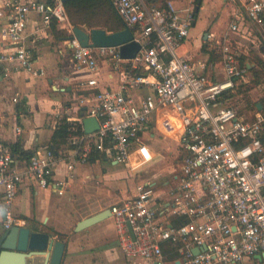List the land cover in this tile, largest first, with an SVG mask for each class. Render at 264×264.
<instances>
[{
  "label": "built area",
  "instance_id": "1",
  "mask_svg": "<svg viewBox=\"0 0 264 264\" xmlns=\"http://www.w3.org/2000/svg\"><path fill=\"white\" fill-rule=\"evenodd\" d=\"M188 1L186 8L177 9L172 0L164 7L146 0H112L141 44L135 58L125 59L119 47L83 46L62 0H2L0 25L6 42L0 63L10 67L0 82L10 70L45 74L28 42L49 32L55 22L68 34L61 46L63 58L67 55L73 70L85 74L78 84L98 89L81 119L83 132L70 134L72 149L66 155L51 147L38 149L27 170L20 171L13 165L14 153L0 148V188L7 203L27 178L62 193L72 180L70 173L55 176L64 160L72 172L77 163L103 153L137 175L158 158L144 138L157 130L176 143L179 155L163 203L156 182L143 179L131 197L110 207L124 256L168 264L166 244L178 255L175 264H243L264 255V113L257 110L245 117L218 103L251 75L250 64L242 61L243 43L235 37L254 45L264 42V0H244L232 13L228 30L233 36L228 33L217 41L225 75L220 81L206 73L216 65L180 53L196 22L197 0ZM102 61L117 75V86H101ZM142 89L148 92L135 94ZM85 117H97L100 128L86 133ZM16 222L8 213L6 228Z\"/></svg>",
  "mask_w": 264,
  "mask_h": 264
},
{
  "label": "crops",
  "instance_id": "2",
  "mask_svg": "<svg viewBox=\"0 0 264 264\" xmlns=\"http://www.w3.org/2000/svg\"><path fill=\"white\" fill-rule=\"evenodd\" d=\"M172 1L177 9H184L189 3L188 0ZM243 1L202 0L197 11V0L196 22L190 36L181 45L180 53L194 61L200 60L207 62V65L220 66L221 61L215 57L216 49L209 43L210 40L213 41L210 31L219 32L221 29L217 24L219 18L222 15L225 16L224 24L228 18L230 21L232 13L241 7ZM1 3L2 0L0 5ZM212 10L216 11L211 14ZM216 16L218 18L213 22ZM211 23L213 25L208 29ZM56 27L64 30L57 25ZM1 29L2 25H0V55L5 50L6 42L2 37ZM226 31L225 36L229 31L228 26ZM63 40L64 38L55 36L51 27L49 32L40 35L35 42H28L34 62L45 70L43 76L34 77L28 72L10 70L9 76H4L0 82V148L13 152V145H20V150L13 152V165L17 170H27L30 158L36 150L44 147L54 149L51 139L61 119L67 121V118H72L73 121L70 123L74 126L77 124L82 126L81 119L94 102L93 97L98 91V89L81 87L78 84L85 74L73 70L67 55L63 58L61 54ZM260 46L264 48V42L260 43ZM219 53L221 54V47ZM249 64L251 66V63ZM7 66L10 67V64L0 63L1 74H5ZM101 66V86H117L119 79L108 63L102 61ZM217 69L208 67L206 73L211 77L210 73L215 74ZM147 92V89H142L135 94L143 96ZM144 138L156 155L159 149L156 144L157 139L164 140L169 146H173L179 155L176 143L170 138L161 137L157 130L152 136L148 133L144 134ZM71 149L69 140L60 149L54 150L66 155ZM21 151L30 153V156ZM113 167L117 168L113 169ZM146 168L134 175L129 167L118 164L103 153H97L90 157L89 162L77 163L72 172L68 170L65 160L60 164L56 177L62 178L68 173L72 174L71 182L60 194L50 188L39 187L34 179L27 178L13 201L7 203L3 190L0 188V236L7 229L6 216L11 213L17 220L14 225H26L34 231L48 232L55 239H60L59 234H63L65 237L63 241L67 246L62 264H154L144 259H129L124 256L119 247L118 234L111 217L82 231H76L77 223L82 219L131 197L135 193L136 186H131L130 181L133 177L135 179L138 177L137 182L143 179L155 181L157 194L163 198L159 201L163 203L167 199V183L175 166L162 185L159 177H143ZM129 175L132 177L130 178ZM121 176H129L128 181L121 180L119 178ZM121 183H124V186H121ZM77 200L86 203L82 207L92 202L87 214H84L85 208L79 207ZM108 201L113 203L107 206ZM164 249L168 264H175V259L178 257L175 249L169 244H166ZM35 259L38 264H42L44 258L36 257ZM243 264H264V261L255 257Z\"/></svg>",
  "mask_w": 264,
  "mask_h": 264
},
{
  "label": "water",
  "instance_id": "3",
  "mask_svg": "<svg viewBox=\"0 0 264 264\" xmlns=\"http://www.w3.org/2000/svg\"><path fill=\"white\" fill-rule=\"evenodd\" d=\"M64 3L69 0H62ZM202 0H198L196 10H199ZM74 33L81 44L86 47H119L120 55L125 59L135 58L141 49L140 42L130 27L121 31L109 32L105 28H92L90 30L75 26ZM258 107L262 109L259 103ZM84 130L91 133L100 128L97 117L83 119ZM112 215L107 208L94 215L88 216L77 223L76 231L87 229ZM66 242L55 239L50 233L34 231L26 225H13L0 236V264H38L36 257H42V264H62ZM206 248V247H204ZM200 248H194L198 253ZM264 261V255L256 256Z\"/></svg>",
  "mask_w": 264,
  "mask_h": 264
},
{
  "label": "rangeland",
  "instance_id": "4",
  "mask_svg": "<svg viewBox=\"0 0 264 264\" xmlns=\"http://www.w3.org/2000/svg\"><path fill=\"white\" fill-rule=\"evenodd\" d=\"M214 12L212 10L211 14H213ZM208 18L210 19V16H208ZM217 18L218 16L214 18L213 22ZM224 19H225V16L222 15L219 18V22L217 23L218 27L221 28L219 32L216 33V32L210 31V33L212 34L211 38L213 39V41L210 40L209 42L208 40L210 45L215 47L216 49L215 57L217 60H220V61L222 60V55L219 53L220 44H218L217 41L221 40L222 42L225 39L224 33L227 32L226 29L229 23L228 22L229 18L227 19V21L225 20V24L223 23ZM212 25L213 24L211 23L208 29H210ZM84 29L90 30V28H87V27H85ZM230 36H233L232 33H229V37ZM235 38L240 40L243 43L242 49L245 52L243 56V61L251 63L252 72H251V75L246 78V82L238 81V85L242 83L243 85L236 88V90L234 91V95L230 97L228 101H226L225 104L235 107L239 111V113L244 115L245 117H252L253 113H255L257 110L259 111L262 110L258 107L259 103L263 107L262 100L264 99V48L260 46V43L257 42L256 45H254L252 40L243 38L239 35L238 36L236 35ZM255 71H257V74H255ZM210 75L213 81H220L225 78L221 65L218 66V69L215 71V74L210 73ZM156 144L159 148L158 153H157L158 155L157 162H155L151 167L146 168L145 172L143 173V177H147V178L148 177H159L161 178L160 183L162 185L163 181L167 179L171 170L176 165L174 158H175V155H177V153H176V149L171 145L169 146L168 143L164 140L157 139ZM116 168L117 167H113V169H116ZM129 176L130 178L132 177L131 175ZM129 176L128 177L121 176L119 178L121 180L128 181ZM137 180H138V177L136 179L134 177L131 178V181H130L131 186L134 187L137 183ZM121 184H122L121 186H124V183H121ZM77 203L79 204V207H81L82 209L85 208L84 214H87L88 211H90L89 210L90 204L92 202H89L88 205H86L85 207H82L84 206V204H86L85 202H79L77 200ZM111 203H113V201H108L106 205L108 206Z\"/></svg>",
  "mask_w": 264,
  "mask_h": 264
},
{
  "label": "trees",
  "instance_id": "5",
  "mask_svg": "<svg viewBox=\"0 0 264 264\" xmlns=\"http://www.w3.org/2000/svg\"><path fill=\"white\" fill-rule=\"evenodd\" d=\"M149 4L157 5L158 7H164L166 0H146ZM66 10L68 12L71 23L74 26L82 28H105L109 32H116L124 30L129 27L128 24L122 19L113 5L112 0H69L65 3ZM53 32L57 38H65L68 36L65 30L57 29L56 23L53 22ZM135 33L134 28H131ZM0 69V75H1ZM252 72V68H251ZM257 74V71H255ZM240 84L238 85L241 86ZM234 95V92H225L218 100V103L226 105V101ZM263 107L262 112L264 113V99L262 100ZM75 127V129H74ZM83 129L81 124L74 126L72 123L61 119L58 123L57 129L51 139V145L54 149H60L62 146L68 143L70 134L82 133ZM20 145H13V152L19 151ZM23 154L30 156V153L21 151ZM60 240H64V235L59 234Z\"/></svg>",
  "mask_w": 264,
  "mask_h": 264
}]
</instances>
